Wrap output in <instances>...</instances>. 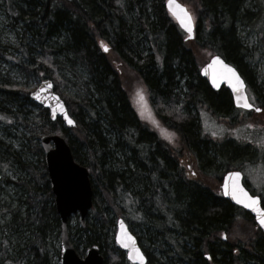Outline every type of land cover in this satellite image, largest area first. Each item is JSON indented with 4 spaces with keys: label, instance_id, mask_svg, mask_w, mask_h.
Wrapping results in <instances>:
<instances>
[{
    "label": "trees",
    "instance_id": "trees-1",
    "mask_svg": "<svg viewBox=\"0 0 264 264\" xmlns=\"http://www.w3.org/2000/svg\"><path fill=\"white\" fill-rule=\"evenodd\" d=\"M165 1L0 0L4 26L15 39L0 31V124H21L39 158V168L23 164L20 152L0 146V170L17 163L25 173L17 183L19 206L0 209V217L10 216L0 230V264H60L61 221L39 144L43 136L64 138L89 172L92 209L84 227L73 232L71 219L68 224L80 256L98 246L103 264H130L114 242L115 220L122 218L132 233L139 230L148 264H264V235L254 219L218 196L233 154L204 134L200 119L206 112L234 127L245 122L237 121L229 92L213 91L200 69L208 57L221 55L252 79L239 30L255 31L264 57V2L179 0L197 14L190 41ZM6 64L37 84L51 80L76 126L52 122L49 111L31 101L37 86L3 83ZM67 87L76 94L67 95ZM257 91L262 114L264 89ZM169 133H175L172 142Z\"/></svg>",
    "mask_w": 264,
    "mask_h": 264
},
{
    "label": "rangeland",
    "instance_id": "rangeland-1",
    "mask_svg": "<svg viewBox=\"0 0 264 264\" xmlns=\"http://www.w3.org/2000/svg\"><path fill=\"white\" fill-rule=\"evenodd\" d=\"M184 5L187 6L194 20L196 21L197 14L194 9L185 3ZM4 20L5 19L0 12V31H4L5 36L9 38L14 44V35L7 27L5 28ZM239 31L242 37L243 46L247 49L249 54L248 57L251 59V63L248 64V67L253 73L251 80L249 79L248 74V76L243 74V77L248 80V82H246L248 85V96L250 97L251 101L255 102L254 100H256L258 94L257 90L259 88L264 89V57L259 55V51H261V49L255 31L251 30L248 26L241 27ZM210 57L207 59L209 60ZM1 69L3 75L1 78L5 80L3 83L15 86H25V88L28 90L34 86L38 87L39 85L34 81L32 76L24 75L23 72H21V70L14 65L6 64L3 65ZM71 80L73 81V79ZM64 91L67 95L74 96V94H76V89L73 87L72 89L67 87L64 89ZM257 106L260 107L258 104ZM29 109L33 113L37 112V109L31 106ZM250 113L251 115L249 117L248 114ZM250 113H242L239 111L237 121H244L243 118H245V122H243L242 126L237 127H234L235 125L231 126L228 121L225 120H215L216 118H213L210 113L206 112L200 113V119L204 134H206L209 138H213V140L218 143L216 145L217 147L223 148V151L227 150L230 154H233V156L230 157L232 158V164L228 168L234 170L236 165L242 163L243 165L240 168V171L245 173L246 179L249 181V183L251 182L250 185L254 188L252 190L264 196V113ZM248 125H252V127L249 128ZM31 137L32 135H29L21 124L14 123L13 126H5L4 124H0V146L10 147L17 155H19L18 153L20 152L23 158L27 159L26 161L22 162L23 164L31 161L32 163H35L37 167L39 158L35 154L33 148L35 141H33ZM211 146L212 145H210V147ZM195 171H198V169L196 168ZM225 173L226 172L224 171V174ZM0 174V209L7 207V204H9L11 207L19 206V204H16L18 195L17 192L19 189L17 183L19 184L21 180L24 179V170L20 169V166L15 163L11 164L8 168L0 170ZM223 175L221 174V178ZM208 185L214 191L219 186L220 190V184L217 186L215 181L209 182ZM10 197H12V199ZM108 217L112 219L113 215L109 213ZM9 218L10 216L8 213H5L0 217L1 231L4 230L3 226L7 221H9ZM117 220L118 219L115 220V232ZM80 224L81 220L79 215L73 216L70 221V230L72 229L73 232L76 231ZM134 229L137 230V225L134 226ZM133 234L136 238L140 236L139 230H133ZM60 238L61 233L58 239L59 242L57 243L59 248ZM78 246L79 251L81 252L83 250V246L80 244ZM152 254L154 257L158 256V252L156 251H152ZM85 255L86 254L81 255L80 257L84 258Z\"/></svg>",
    "mask_w": 264,
    "mask_h": 264
},
{
    "label": "water",
    "instance_id": "water-1",
    "mask_svg": "<svg viewBox=\"0 0 264 264\" xmlns=\"http://www.w3.org/2000/svg\"><path fill=\"white\" fill-rule=\"evenodd\" d=\"M175 4H179L182 7L186 8L187 11L190 13L188 8L183 5L179 0H175L173 4V11H176L177 14L179 13L178 9H175ZM165 9L169 16L174 20V22L179 26V28L186 34L187 40L195 39V32H196V25L195 20L193 19V32L191 35L187 32V30L181 25L180 21L172 14V11L169 10V3L168 0L165 2ZM191 14V13H190ZM192 16V14H191ZM193 18V16H192ZM219 57L225 63L229 64L230 66L234 67L224 57L220 55L213 56L209 62L204 65L200 70V76L207 82L210 88L215 91L219 92L221 89L226 88L233 100L234 107L237 109H242L245 111H255V107L253 106L251 109H246L241 106L237 105L236 102V94L233 92V89L229 86L226 80H220L219 87L214 86L212 82V76L214 73L219 74L221 69L219 65L211 66L213 58ZM236 68V67H234ZM239 72L238 68H236ZM240 74V72H239ZM241 76V74H240ZM243 79V77L241 76ZM244 80V79H243ZM53 82L51 80L43 81L35 91L30 94V99L32 102L36 103L37 105L41 106L44 109H47L50 114V119L52 122H56L57 120H61L63 125L66 129H72L76 126L75 120L69 115L65 102L62 98L55 92L54 84L53 88L47 90L45 93L41 94V99H36L35 94L39 92L40 87L45 84V82ZM246 85V82H245ZM245 94L248 98L245 88ZM58 96L60 99V104L64 106L62 109L60 104L53 99H49L51 96ZM44 101L43 103L41 101ZM49 105H52L49 107ZM67 117L74 121V124L70 125L65 119L64 114ZM256 113H260L261 111ZM40 146L44 153V160L46 164V169L49 177V185L52 192V195L55 198V208L56 212L60 217L61 221V238H60V264H103L104 258L100 253V249L98 246H92L86 251V255L84 258H81L75 248L73 247L69 234H68V222L71 217L74 215H79L82 227L85 226V220L92 209L93 206V190L91 186V181L89 177V172L86 168L80 166L74 159L73 153L71 151L70 146L66 142V140L60 136H43L40 139ZM231 173L229 172L225 175L222 184V194L226 200H228L234 207L240 208L244 210L246 213L251 215L258 227L260 228L261 232L264 234V228L260 227L259 221L256 218L257 212L252 211L250 208L244 207L242 204H237L235 200L232 199L231 196H226L224 194L225 185L231 188L233 178L231 177ZM1 180V175H0ZM240 185L244 188V190L250 195V193L245 189L243 185V175L241 173V180L239 181ZM251 196V195H250ZM258 209L260 211H264L261 201L259 199ZM123 222V223H121ZM126 235H130L133 240L135 241L136 247L140 250L145 258V264H147V257L143 253L142 249L138 245L137 239L129 230L128 225L125 223L123 219H119L117 221V230L115 234V245L116 247L126 254L127 260L131 264H140L138 259H130L129 258V251L123 247L121 240L126 238Z\"/></svg>",
    "mask_w": 264,
    "mask_h": 264
},
{
    "label": "snow or ice",
    "instance_id": "snow-or-ice-1",
    "mask_svg": "<svg viewBox=\"0 0 264 264\" xmlns=\"http://www.w3.org/2000/svg\"><path fill=\"white\" fill-rule=\"evenodd\" d=\"M119 2V0H118ZM264 2V0H262ZM169 3V10L172 11V14L176 16V18L180 21L181 25L187 30L189 35L193 32V18L191 14L187 11L186 8L182 7L179 4H175V9L179 10L180 14H177L176 11H173V4L175 3V0H168ZM104 47V50L107 51L108 48L106 45H102ZM220 66V73L216 74L214 73L212 76V82L214 86L219 87L220 80H226L229 84V86L233 89V92L236 94V102L238 106H241L246 109H251L253 105L248 102V98L245 94V81L241 78L239 72L236 68L230 66L229 64L225 63L223 60H221L219 57L213 58L212 65L211 66ZM53 84L51 82L46 81L44 85L40 87V90L38 93L35 94L36 99H41V94L45 93L47 90L52 89ZM49 99H53L57 102V104H60V99L58 96H51ZM140 99L143 100V96H140ZM44 102L43 100L41 101ZM52 105H49L51 107ZM60 107L63 109L64 106L60 104ZM255 111L259 112L261 111L260 108H256ZM64 114L65 119H67V122L72 125L74 124V121L69 119L65 113ZM0 119H3V117H0ZM249 128L252 127V125H248ZM175 136V133H169L166 134V139L169 140V142H172L173 137ZM231 177L233 178V182L231 185V188L229 189L228 185H225V191L224 194L226 196H231L233 200L236 201L237 204H242L246 208L252 209V211L257 212V219L259 221L260 227L264 228V211H260L258 209L259 204V198L255 196H250L244 188L240 185L239 181L241 180V173L240 172H233L231 173ZM123 223V222H121ZM121 243L123 247L130 249L129 251V258L130 259H138L140 261V264H145V258L143 254L140 252V250L136 247L135 241L130 235H126L125 239L121 240Z\"/></svg>",
    "mask_w": 264,
    "mask_h": 264
},
{
    "label": "flooded vegetation",
    "instance_id": "flooded-vegetation-1",
    "mask_svg": "<svg viewBox=\"0 0 264 264\" xmlns=\"http://www.w3.org/2000/svg\"><path fill=\"white\" fill-rule=\"evenodd\" d=\"M245 79V81L246 82H248V80L246 79V78H244ZM247 91H248V85H247ZM230 94V93H229ZM230 97H231V100H232V96H231V94H230ZM255 102H253V101H251L250 100V102H251V104L252 105H254L255 107H257V102H256V100H254ZM232 104H233V100H232ZM233 107H234V104H233ZM238 110V109H237ZM238 111H241L242 113H246V111H244V110H238ZM187 169L188 170H190L191 169V167L190 166H187ZM237 171V170H236ZM242 174H243V184H244V187L249 191V193L252 195V196H257V197H259L260 198V200H261V203H263L264 202V196H262V195H260L259 193H256V191H254V190H252V189H254L253 188V186H251L250 185V183H249V181L246 179V176H245V173H243L242 171H240ZM227 173V172H226ZM225 173V174H226ZM224 174V175H225ZM223 175V176H224ZM222 176V180H221V183H220V192H219V195L218 196H220V198L221 199H224L225 201H227V202H229L228 200H226L224 197H223V195H222V191H221V186H222V182H223V177ZM230 203V202H229ZM231 204V203H230Z\"/></svg>",
    "mask_w": 264,
    "mask_h": 264
}]
</instances>
